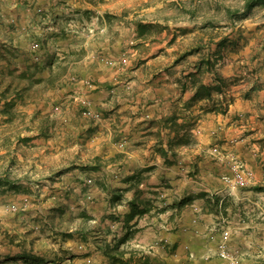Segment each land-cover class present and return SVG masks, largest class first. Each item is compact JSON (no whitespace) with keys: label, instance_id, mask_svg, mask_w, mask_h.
Segmentation results:
<instances>
[{"label":"crops","instance_id":"obj_1","mask_svg":"<svg viewBox=\"0 0 264 264\" xmlns=\"http://www.w3.org/2000/svg\"><path fill=\"white\" fill-rule=\"evenodd\" d=\"M92 1L70 0L76 16L99 18L96 31L75 36L57 25L51 36L60 47L39 63L51 70L16 60L0 67L23 78L0 84L1 138L15 139L0 143V194H47L44 209L76 214L69 224L63 215L59 236L71 233L72 254L86 248L93 264H140L134 243L155 239L156 264H264V28L254 25L257 40L243 51L218 52L209 73L198 62L216 45L198 39L206 21L221 18L222 0ZM198 69L194 87L188 75ZM215 76L227 81L222 93L193 100ZM78 100L90 103L92 117L79 113L86 106ZM231 157L253 172L249 183L224 180ZM218 221L232 260L206 237Z\"/></svg>","mask_w":264,"mask_h":264},{"label":"rangeland","instance_id":"obj_2","mask_svg":"<svg viewBox=\"0 0 264 264\" xmlns=\"http://www.w3.org/2000/svg\"><path fill=\"white\" fill-rule=\"evenodd\" d=\"M83 1L85 3H94L92 0ZM253 2L255 3L248 8L246 7L247 3H241V0H222L220 5L222 9L221 18L206 21L210 30L207 31L205 36H200L198 42L200 41L201 43L205 39L204 45L208 46L210 50L216 45L215 52L211 53L210 60H213L216 55H220L218 52H223L224 49H227V45L232 46V49H235L233 51L238 53L243 51L248 41L257 40L253 36V27L257 25V30L263 31L264 0H255ZM169 6L167 5V8ZM195 6L197 4H181L182 8ZM205 7L211 8L208 5H205ZM74 9L70 0H0V67L5 66V63H9L11 60H16L14 61L15 63L32 61L31 63L39 68V73L51 70L52 68L42 67L39 63H44L46 61L44 58H47V56L51 59V55L53 57L54 53H57L56 48L60 47L58 42H61L62 39L56 40L51 36L54 34V30H57V25L62 23L66 29L65 33L75 36L86 33L92 35L96 31L91 23L94 21L98 22L99 18L96 15L86 16L84 12L81 13L82 15L76 16L79 13H75ZM80 16H83V18L81 19ZM4 25L15 30V36L10 38V35L5 32ZM63 40H67V37L63 38ZM230 40L231 42H229ZM14 43L18 47L19 43H21V47L15 48ZM202 46L200 44L199 48ZM19 49L22 52H18ZM220 57L217 58V61L220 60ZM20 66L22 67V64ZM32 68H34V65L31 67L33 72ZM5 75L6 77L0 74V84L2 81L15 83L23 79L21 76L12 78L10 73ZM233 82L234 80H231L228 83ZM47 84L50 86L52 82H47ZM84 101L87 100H78L77 102L83 104ZM11 103L12 101L4 109H10ZM89 105L90 103L85 105L86 107H83L84 109L79 113L83 114V111ZM23 106L26 107V105ZM14 107L15 104L13 103L12 108ZM55 109L54 107V111ZM34 118L37 120L36 117ZM86 118L88 117L86 116ZM29 121L34 123L33 119ZM3 122L5 123L6 120L0 117V126H2ZM7 131L0 130V143L15 142V139L12 140V137L8 138V135L1 138ZM180 144L174 143L175 150ZM89 181L88 183L90 184L91 181ZM29 197L31 200L28 197L18 200L12 195L4 196L0 194V264H84L85 262L93 264L90 252H85L86 248L81 247L78 254H72L73 250L69 248L74 247L76 242L69 236L71 233H64L63 236H59V230L64 223L63 215L67 216V220L69 218L72 219L68 220V224L70 222L74 223L77 215L71 214L69 216L64 211L56 214L52 212V209H44L43 205H47L50 201V197L47 194L44 196L39 194L37 196L30 195ZM58 197L60 198L61 196L59 195ZM32 205L33 208L30 207ZM37 207L42 208L38 211ZM65 238L69 243H65ZM228 243L230 244V250L237 255L232 250L231 237ZM74 258H79L80 262L76 259L74 260ZM32 259H38V261L32 262Z\"/></svg>","mask_w":264,"mask_h":264},{"label":"bare ground","instance_id":"obj_3","mask_svg":"<svg viewBox=\"0 0 264 264\" xmlns=\"http://www.w3.org/2000/svg\"><path fill=\"white\" fill-rule=\"evenodd\" d=\"M127 88V87H126ZM87 101L83 104L88 105ZM84 115L87 117H92L93 114L90 110H85ZM229 168L231 170V177H225L224 180L230 186H239L249 183L253 174L249 171L243 163H241L237 158L231 157ZM90 182V181H89ZM206 237L210 242H213L216 246V255L220 258L232 260L236 255L230 250V244L223 238L218 239L217 235H223L225 233V225L223 221H218L209 227H206ZM162 241L155 239L150 243L144 244L140 242L134 243V248L142 255H154L157 254L161 249ZM84 264H89L85 262Z\"/></svg>","mask_w":264,"mask_h":264},{"label":"trees","instance_id":"obj_4","mask_svg":"<svg viewBox=\"0 0 264 264\" xmlns=\"http://www.w3.org/2000/svg\"><path fill=\"white\" fill-rule=\"evenodd\" d=\"M253 3H255V2L247 3L246 7L250 8L253 5ZM218 57H220V55H216L213 58V60H210V58H208L206 60L202 59V60H200L198 62V66H203L204 65L205 66V70L204 71H207V72L211 73V72L214 71V68H215V65L217 63V58ZM200 74H201L200 69H198L192 75H188V77L190 78V82L193 84L194 87L196 86L195 84H197V78L196 77H197V75H200ZM214 82H215V85L211 89H209L207 87H204L202 84L198 85L197 90H196V92H195V94L193 96V100L202 98L204 95L209 97L210 96V90L218 92V93H222V88L226 85L225 79H221V78L215 76ZM259 190H262V189L259 188ZM135 207L134 206L132 207L133 208L132 211L125 218L126 221H128V219L133 218V216L135 215V212H136V208ZM157 254H154L152 256L151 255H144V254L141 255L140 254V256H139L140 264H156V262H157V260H156ZM23 258H25V257H23ZM31 261L32 262H36V261H38V259H32Z\"/></svg>","mask_w":264,"mask_h":264}]
</instances>
